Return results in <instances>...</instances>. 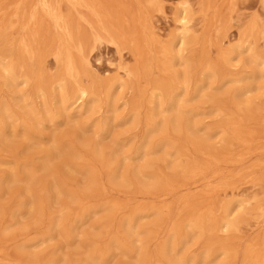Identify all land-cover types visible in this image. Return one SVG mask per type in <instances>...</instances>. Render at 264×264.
Listing matches in <instances>:
<instances>
[{"label":"bare ground","instance_id":"6f19581e","mask_svg":"<svg viewBox=\"0 0 264 264\" xmlns=\"http://www.w3.org/2000/svg\"><path fill=\"white\" fill-rule=\"evenodd\" d=\"M108 1L0 0V79L6 86L32 84L44 99L59 90L56 111L46 107L43 115L33 107L20 114L2 102L0 137L9 143L21 126L30 150L32 145L39 148L45 144L37 132L45 119L54 125L57 116H64L66 122L77 124L70 136H52L37 152V158L14 160L10 173L0 177V183L8 188L21 185L25 197L14 211L17 215L43 216L48 207L67 201V213L56 220L51 217L50 224L66 238L67 246L75 242L77 250L92 247L88 253L91 263L107 264V251L113 245L121 253H135L138 264H207L218 257L223 258L221 264H237L239 253L241 264H264V229L247 241L242 251L232 241L219 238L221 232L229 235L239 231L241 220L235 214L246 208L257 225L264 226V197L218 198L221 192L234 194L239 184L248 180L264 191V126L252 124L258 119L257 113L239 100L253 91L254 81L264 76V55L256 47L264 40V0H260L261 11L257 10L247 23L243 40L235 49L237 54L235 50L224 52L217 62L207 61L206 49L212 44L213 31L219 36L222 27L233 21L240 25L248 17L238 12V0H228L229 13H217L199 34L192 24V5L185 3L179 9V31L166 42L144 10V3L157 6L158 0H134L138 10L131 3ZM214 2L202 0L203 15L212 10ZM105 41L124 44L134 57V65L120 67L123 73L118 77L100 78L93 70L90 54ZM49 55L58 66L53 75L47 73ZM234 55L248 57L254 69L241 76L227 71L235 66L231 64ZM178 66L185 68L175 69ZM215 83L236 87L229 101L212 100L210 112L220 118L214 133L204 131L198 119L204 112L202 101L191 102L205 97L204 90ZM126 90L133 93L131 120L145 119L142 140L132 153L122 152L121 142L110 149L101 147L87 139L86 129L78 125L82 116L91 112L89 103L96 102L114 116L95 133L100 128L109 129L117 122L118 101L125 97L121 94ZM20 107L24 109L25 105ZM8 123L13 125L10 131ZM214 134L221 136V147L210 142ZM159 152L161 160L171 161L169 172L156 165L153 156ZM133 154L139 163L124 166ZM0 163L5 162L0 159ZM57 169H64L67 179L83 176L85 186L77 188L58 177ZM119 179L122 186H134L136 193L148 201L111 198L108 185L121 186ZM73 206L78 211L72 212ZM101 211L107 215L98 238L107 236L109 242L101 246L93 239L80 244L74 231L86 223L87 217ZM149 217H155L152 223H141ZM163 231L165 238L149 253V242ZM131 235L140 243L136 251L128 242ZM46 237L41 234L20 246L39 244ZM194 238L205 240L198 254L188 247ZM53 261L50 258L47 264ZM29 264L42 262L32 258Z\"/></svg>","mask_w":264,"mask_h":264},{"label":"rangeland","instance_id":"374dc122","mask_svg":"<svg viewBox=\"0 0 264 264\" xmlns=\"http://www.w3.org/2000/svg\"><path fill=\"white\" fill-rule=\"evenodd\" d=\"M108 1V0H104ZM114 1H124L133 4V8L138 10L134 0H112ZM157 6L149 7L145 4L144 10L147 12L148 16L154 22L157 27V32L160 35L162 41L166 42L178 33V14L179 9L184 6L185 3L192 5L194 10V19L192 24L196 31V34L204 31L205 25H208L209 21L214 20L217 13L226 15L229 13V1L228 0H215L214 7L210 10L207 15H203L202 0H158ZM109 2V1H108ZM132 6V5H131ZM160 6H163L161 11L158 10ZM238 12H243L248 16L244 19L243 23L238 25L235 21L231 24L226 25L220 29V35L215 36V31H213V41L206 49L207 51V61L217 62L221 58L224 52H229L235 50L238 45L241 44L243 40V33L247 23L253 19L254 13L257 10L261 11L260 0H238L237 1ZM264 13V9H263ZM236 15V12H233ZM225 33L227 36H225ZM258 52H262L264 55V40L256 46ZM200 50H196V54H200ZM235 55L237 51L233 52ZM233 56L232 65L227 71L238 72L239 76L244 75L246 72H250L254 69V64L250 62L249 58L245 55L241 57ZM91 62L93 65V70L97 77L103 78L105 75L118 77V74H122V68L120 67H131L134 65L135 60L124 44L119 46L113 45L107 41L103 44L98 45L97 48L90 54ZM49 66L47 68V73L53 75L57 72V64L55 63L54 57L49 55L47 57ZM184 66H178L175 69L182 70ZM87 79V77H86ZM255 84V88L251 93L245 97L239 98L244 105H250L253 110L257 113L258 119L253 121V125L264 126V76L259 79ZM236 85L226 84L221 85L215 83L204 90L205 97H200L192 100L191 104H196L202 101V107L204 109L203 114L198 118L202 122L204 131L214 132L217 130L220 118L215 114L211 113V103L214 99L229 101L233 96V92ZM132 90H126L121 94L122 97L118 101V110L115 113L117 115V122L109 126V129L105 130L103 128L98 133L95 130L98 126L101 127L105 122L114 116L112 112H106L105 105L100 106V103L90 102L88 107L92 108L89 114H85L80 119L79 126L85 128V137L91 141H97L98 144L106 149H110L115 145V143H122L124 145L122 152L130 151L131 153L136 150V147L140 143L145 130V119L141 122L131 120L130 103L133 98ZM59 90H55L54 93L45 99L40 95L38 96L34 90L32 84L25 85L19 83L15 86H6L2 79H0V105L2 102H7L10 107L18 113H23L25 109L33 107L37 109L41 115L44 114L45 108L48 107L51 110H55L58 106ZM44 101V102H43ZM127 101V105H125ZM230 103V102H228ZM25 105V108L20 106ZM28 105V106H27ZM109 117V118H107ZM10 127L13 125L8 123L7 131H10ZM259 127V126H258ZM77 128V124L66 122L64 116H57L55 124H51L48 119L44 120L42 126L37 128V132L45 144L43 146H31L29 150L26 147V142L23 138L24 130L21 126L16 128L17 137L12 138L9 143H6L4 138L0 137V159L5 163H0V177L9 174L10 167L15 166L13 163L17 158L22 159L29 157H36L39 155L41 149L44 145H47L48 140L52 136L67 137L70 136L74 130ZM203 131V132H204ZM221 136L214 134L210 142H213L216 147L222 146ZM162 153H157L153 156L156 161V165L164 172H169L171 167V161H164L160 158ZM12 161V162H11ZM7 162V163H6ZM11 162V163H10ZM10 163V164H9ZM139 161L136 159L135 154L128 158L123 165H137ZM56 175L60 178H66L64 169H57ZM46 176H43V180ZM67 179V178H66ZM70 183H73L75 187L82 188L86 184V180L81 175H73L70 179H67ZM1 182V181H0ZM118 182V181H117ZM119 185L122 181L119 179ZM109 194L111 198L117 199L119 201H128L136 198L139 203L148 201L147 198H142L136 193L134 186L129 188L124 186H109ZM137 196V197H136ZM264 197L263 188L258 184H253V181L248 180L239 184L238 189L235 193H229L226 195L224 192L218 196L220 201H226L230 199H251L252 197ZM25 195L21 191V185L8 188L6 184L0 183V248L3 250V255L0 254V262L2 263H16V264H29L30 259L37 258L42 264H47V260L52 258L54 261L51 264H100L91 263L88 259V253L92 250L90 246H84L82 249L77 250V243H73L70 246L66 245V238L60 236L54 227L51 226V217L55 220L60 216L61 213H67V201L62 204H53L48 207L45 214L41 216L40 214H22L17 215L14 209L17 205L24 199ZM23 209H27L23 207ZM248 209V208H246ZM240 210L235 216L240 219L239 231L236 233H231L229 235L225 233H220L219 238L224 241H232L239 249L242 251L243 247L250 239L259 235L263 229V224L257 225L253 215H250L247 211ZM78 211L77 206L72 207V212ZM107 212L101 211L92 217H87V221L80 228L78 227L74 231V235L79 236L80 244L84 241L97 239V244L103 246L109 242V237L104 236L98 238L103 229V219H105ZM121 215L116 218L115 223L118 222ZM155 217H149L142 220V224H150L153 222ZM136 230V229H135ZM133 232V231H132ZM41 234H47L48 237L45 241L39 242V244L22 247L20 246L27 239L38 238ZM166 236L163 231L159 236L149 242V253L155 251L156 245L162 241ZM137 237L131 235L128 242L131 246H134V250H137L136 245L139 247L140 243L136 242ZM205 243L204 239L194 238L190 241L188 247L190 252L198 254L202 250V246ZM145 247V245H144ZM109 261L107 264H138L139 257L133 254H124L119 252L115 246H110L109 250ZM241 254L237 259V264L240 263ZM223 261L222 257L212 259L207 264H221Z\"/></svg>","mask_w":264,"mask_h":264}]
</instances>
